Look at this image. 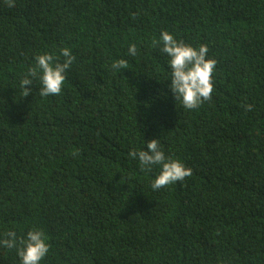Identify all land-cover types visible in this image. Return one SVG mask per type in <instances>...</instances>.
I'll list each match as a JSON object with an SVG mask.
<instances>
[{"label": "trees", "instance_id": "obj_1", "mask_svg": "<svg viewBox=\"0 0 264 264\" xmlns=\"http://www.w3.org/2000/svg\"><path fill=\"white\" fill-rule=\"evenodd\" d=\"M162 30L217 60L198 109L169 88ZM64 47L61 94L24 97ZM154 138L192 175L153 190L159 166L128 153ZM33 228L40 264H264V0H0V239Z\"/></svg>", "mask_w": 264, "mask_h": 264}, {"label": "clouds", "instance_id": "obj_2", "mask_svg": "<svg viewBox=\"0 0 264 264\" xmlns=\"http://www.w3.org/2000/svg\"><path fill=\"white\" fill-rule=\"evenodd\" d=\"M6 4L8 7H14L15 0H6ZM160 43H162L161 51L169 57L168 64L171 70L169 88L175 99L182 101L187 110L198 109L205 101H210L214 91L213 74L217 60L208 58L207 45L194 47L183 40H178L167 30L161 31L159 40L153 38V47ZM128 54L137 55L135 44L129 45ZM60 56L65 58L63 62H60ZM75 59L67 47L60 49L59 56L54 53L36 55L35 66L29 68L20 81L23 96H28L32 91L25 86L32 85L34 79L40 81L41 97L60 95L66 79V70ZM112 68L125 69L127 61L124 59L114 61ZM244 107L246 111H250L253 105L246 104ZM146 147L147 150H133L128 155L138 160L141 171H151L153 166H159L160 171L151 183L153 190L168 187L192 175V169L186 167L179 159L165 155L159 139L148 140ZM4 236V239H0V245L7 249H15L20 264H40L50 250L48 238L40 229L33 228L21 237H18L15 231H7Z\"/></svg>", "mask_w": 264, "mask_h": 264}]
</instances>
